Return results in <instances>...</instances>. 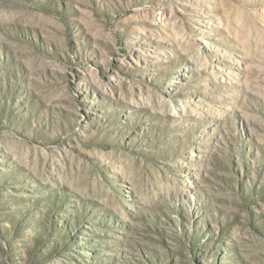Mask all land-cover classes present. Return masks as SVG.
<instances>
[{
	"label": "rangeland",
	"instance_id": "rangeland-1",
	"mask_svg": "<svg viewBox=\"0 0 264 264\" xmlns=\"http://www.w3.org/2000/svg\"><path fill=\"white\" fill-rule=\"evenodd\" d=\"M0 264H264V0H0Z\"/></svg>",
	"mask_w": 264,
	"mask_h": 264
}]
</instances>
